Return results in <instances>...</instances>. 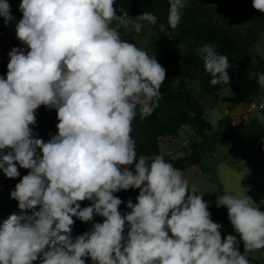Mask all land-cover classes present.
Returning <instances> with one entry per match:
<instances>
[{"label": "clouds", "instance_id": "obj_1", "mask_svg": "<svg viewBox=\"0 0 264 264\" xmlns=\"http://www.w3.org/2000/svg\"><path fill=\"white\" fill-rule=\"evenodd\" d=\"M116 0H21L15 25L24 49L8 53L0 76V170H28L10 198L20 214L0 225V264H250L264 249V211L246 194L215 201L227 208L235 235H221L209 203L162 155H137L132 124L162 99L166 69L156 57L121 39L119 27L139 33L157 17L134 20ZM185 0H169L167 27L181 22ZM264 14V0H252ZM5 24L14 17L0 0ZM211 84H229L228 57L212 44L198 49ZM252 63H256L255 58ZM264 89V73L251 74ZM56 110L57 133L35 138L36 110ZM134 168V170H133ZM139 189L136 202L115 195ZM88 205L81 207V202ZM38 208V210H36ZM102 222H93L94 217ZM75 218V219H74ZM92 222L73 238L75 221ZM243 244V253L240 244Z\"/></svg>", "mask_w": 264, "mask_h": 264}, {"label": "rangeland", "instance_id": "obj_2", "mask_svg": "<svg viewBox=\"0 0 264 264\" xmlns=\"http://www.w3.org/2000/svg\"><path fill=\"white\" fill-rule=\"evenodd\" d=\"M206 5L201 4V0H185V6L182 9L181 20H191L188 15L196 17V20L202 24H210L226 30L231 36L246 45H252L249 48V58L243 57V60L250 67L252 59L259 57L264 62V23L252 16L240 12L239 7L226 13L220 14L218 11L217 0H205ZM11 6V14L14 19L7 25L3 17H0V31L6 34V37L0 42V55L4 54L5 62L0 65V74L7 68L9 62L8 53L13 48L15 42L14 28L16 23L22 18L19 11L21 0H7ZM239 6L243 0H237ZM186 13V15H185ZM159 19H165L160 15L153 14ZM140 16L134 15L130 18L133 20ZM188 17V18H187ZM193 18V17H192ZM121 39L134 43L138 47L147 51L152 56L154 52L155 33L147 22L139 33L134 29L119 27ZM258 36L256 40L254 37ZM17 46L27 51L26 45L16 41ZM223 54L222 51L218 52ZM226 55V54H223ZM227 56V55H226ZM228 59L230 58L227 56ZM242 57V56H241ZM227 70L230 76L229 84H217L210 87L212 93L208 92L200 81V74L196 71L190 79H187V86L193 93L195 99L204 108V119L207 120L211 128L197 131V125L193 123V115L186 112L181 105H176L172 111L167 108V101L162 98L159 106L155 108L164 120L171 124H176V117L180 112H186V123L179 127V133L176 137H166L160 143V155L165 159L176 160L185 155H189L193 144L200 145L199 150L204 160L201 167H189L183 172L184 178L188 181L189 186H196L200 191L205 192L203 199L209 203L211 218L222 225L225 236L228 234L235 235L234 229L228 220L227 208L217 207L215 201L220 196L219 186L222 185L226 193L246 194L258 206L264 202V148H257L251 151L231 152L230 148L238 138L241 141L248 142L264 137V132L257 129V126H264V89L257 95L253 102L244 106L240 110H234L235 116L232 117V109L238 105L224 101L233 95L232 86L236 83L243 82L249 74L246 69L230 65ZM210 80L211 76L208 74ZM177 81L173 84L176 86ZM36 125H32L35 138L43 139L47 142L51 136L57 133L56 110L40 106L36 110ZM228 126L231 128L229 129ZM134 140H145L144 133L132 127ZM241 139L243 135H251ZM255 133V134H254ZM216 138H222V142L212 144ZM18 170L20 169L17 165ZM0 177H3L10 184L14 179L8 178L0 170ZM213 180V181H212ZM124 203L120 205L122 207ZM15 213H20L18 207H14ZM97 222H102L103 218L96 216ZM3 223V217L0 216V225ZM250 264H264V253L262 250L253 251L248 254ZM257 262H255L254 260ZM86 264H91V260L86 259Z\"/></svg>", "mask_w": 264, "mask_h": 264}, {"label": "trees", "instance_id": "obj_3", "mask_svg": "<svg viewBox=\"0 0 264 264\" xmlns=\"http://www.w3.org/2000/svg\"><path fill=\"white\" fill-rule=\"evenodd\" d=\"M201 4L205 6L206 1L201 0ZM115 6L117 15H120V10L123 9L128 13L129 17L138 14L141 15L144 12L160 15L163 18L165 17V19L157 20V25H151L155 33L154 52L152 56L156 57L157 61L166 69V80L163 82L160 89L162 98L167 101L168 109L173 111L176 105H181L186 112L191 113L193 115L192 121L197 125L198 132L206 128H211V125L204 119V108L195 99L193 93L187 86V79H190L193 74L198 71L200 74V81L206 90L212 93V89L209 85L211 80L208 73L205 71L203 60L198 52V49L204 44H212L215 46L217 52L222 51L223 54L230 57L228 59L230 65L246 69L249 73L243 82L236 83L232 86V97L225 98L224 101L235 105L243 103L245 106H248L261 92L262 89L258 83V79L251 74L253 72L264 73V62L260 58H257L256 63L249 67L243 60V57L249 58V48L251 44L246 45L241 43L224 29L210 24L199 23L196 17L192 15H188L191 20H181L179 26L175 30L168 29L167 34L161 32L159 30L160 23H164L167 27L169 0H116ZM217 6L220 14H226L239 7L241 13L252 16L264 23V14L257 12L252 7V0H243L240 6L237 0H217ZM180 11L182 15V9ZM257 37L256 35L254 38L257 39ZM12 47L20 48L17 46L16 42L12 43ZM6 74L7 68L0 76L6 77ZM176 81V86H173ZM186 112H180L179 115H177L176 126L171 124L168 120H164L155 111L144 119H141L138 114L133 121L132 127L140 129L146 138L143 141L135 140L137 155H146L149 158L160 155L161 141L168 136L176 137L178 135L179 127L186 123ZM228 128L230 129L231 127L228 126ZM131 135H134L133 129ZM217 142H222V138H216L212 144ZM262 147H264V137L248 142L241 141L237 138L231 146L230 151H251ZM199 148L200 145L195 143L192 145L189 155H185L176 160H165L172 163L173 166L179 170H186L193 166L202 168L204 160ZM19 172L20 175L13 180L12 184L7 182L3 177H0V216L3 217V221L6 220L9 215L15 213L14 207H18V202L10 198V192L15 190V185L19 183L24 175L28 174V170L20 168ZM219 192L220 195L226 194L222 185L219 186ZM115 195L124 203V205L120 207V211L123 214L129 211L126 206L128 200H131L133 203L136 202L139 189L121 190L115 193ZM87 205V201L81 202V207ZM36 210H38V208ZM260 210L264 211V202L260 206ZM93 222H97L96 216ZM91 225L92 222L85 223L76 220L72 230L73 238L90 230ZM240 251L243 253L242 243L240 244ZM35 264H39V261L35 262Z\"/></svg>", "mask_w": 264, "mask_h": 264}, {"label": "crops", "instance_id": "obj_4", "mask_svg": "<svg viewBox=\"0 0 264 264\" xmlns=\"http://www.w3.org/2000/svg\"><path fill=\"white\" fill-rule=\"evenodd\" d=\"M257 39H258V37H257ZM256 39V40H257ZM253 45V44H252ZM251 45V46H252ZM257 58H259V57H257ZM262 91V90H261ZM260 95L262 96V97H264V94L262 93H260ZM264 103V102H263ZM258 128L257 129H260L261 128V130L264 132V126H257ZM255 134V133H254ZM248 136H253V133L251 134V135H243V137H241V139H245L246 137H248ZM249 141V140H248ZM262 148H264V147H262ZM255 150V149H254ZM193 167H197V166H193ZM214 222H217L214 218L212 219ZM221 235H222V237L223 236H225V234H224V231L221 229ZM262 251H263V253H264V249H262ZM254 260V259H253ZM255 262H257L256 260H254Z\"/></svg>", "mask_w": 264, "mask_h": 264}, {"label": "built area", "instance_id": "obj_5", "mask_svg": "<svg viewBox=\"0 0 264 264\" xmlns=\"http://www.w3.org/2000/svg\"><path fill=\"white\" fill-rule=\"evenodd\" d=\"M0 24H1V20H0ZM5 37H6V34L4 32H2V31H0V42ZM17 41H19V40L17 39ZM4 62H5V57H4V54H2V55H0V65H3Z\"/></svg>", "mask_w": 264, "mask_h": 264}, {"label": "water", "instance_id": "obj_6", "mask_svg": "<svg viewBox=\"0 0 264 264\" xmlns=\"http://www.w3.org/2000/svg\"><path fill=\"white\" fill-rule=\"evenodd\" d=\"M13 39H14V41L16 42L17 41V38H16V34H15V28H14V37H13ZM244 104L243 103H240L238 106H236L235 108H233L232 109V117H234L235 116V112H234V110H240V109H242V108H244Z\"/></svg>", "mask_w": 264, "mask_h": 264}]
</instances>
